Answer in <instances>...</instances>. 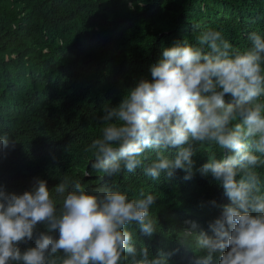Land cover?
<instances>
[{"label": "clouds", "instance_id": "1", "mask_svg": "<svg viewBox=\"0 0 264 264\" xmlns=\"http://www.w3.org/2000/svg\"><path fill=\"white\" fill-rule=\"evenodd\" d=\"M243 28L239 48L212 27L174 40L103 106L82 173L98 183L51 188L45 156L12 166L38 122L0 112V264H264V19ZM137 169L148 191L115 182Z\"/></svg>", "mask_w": 264, "mask_h": 264}, {"label": "trees", "instance_id": "2", "mask_svg": "<svg viewBox=\"0 0 264 264\" xmlns=\"http://www.w3.org/2000/svg\"><path fill=\"white\" fill-rule=\"evenodd\" d=\"M263 19L264 0H0V112L38 122L36 139H18V161L11 165L45 156L53 164L43 174L51 188L64 176L98 183V173H82L91 158L85 148L103 127L94 116L102 115L105 104H116L140 75L150 77V64L174 40L194 42L212 27L239 48L248 31L243 26ZM199 147L197 157L216 150ZM149 180L137 169L115 182L148 191ZM110 182L104 177L100 184ZM137 237L138 243L139 230ZM155 243L174 253L172 243Z\"/></svg>", "mask_w": 264, "mask_h": 264}]
</instances>
